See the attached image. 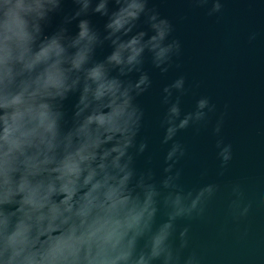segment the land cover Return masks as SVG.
Segmentation results:
<instances>
[{
	"label": "clouds",
	"instance_id": "1",
	"mask_svg": "<svg viewBox=\"0 0 264 264\" xmlns=\"http://www.w3.org/2000/svg\"><path fill=\"white\" fill-rule=\"evenodd\" d=\"M73 2L75 12L49 36L44 27L62 0H0V264H202L190 250V227L179 222L203 218L220 184L185 185L178 165L187 148L176 137L207 127L217 106L201 96L184 112L185 76L166 85L162 172L138 171L136 158L148 148L137 141L144 111L135 102L151 87L145 54L167 73L180 67L181 41L170 39L173 24L148 0ZM110 2L118 7L110 10ZM189 3L208 17L224 9V0ZM90 12L107 17L103 35L78 19ZM141 17L151 35L136 31ZM74 20L78 31L70 35L65 25ZM105 42L112 51L96 61ZM132 73L138 79H123ZM72 94L69 120L63 102ZM226 110L212 128L221 177L233 160L220 135ZM230 189L228 215L239 223L256 201L241 181Z\"/></svg>",
	"mask_w": 264,
	"mask_h": 264
},
{
	"label": "water",
	"instance_id": "2",
	"mask_svg": "<svg viewBox=\"0 0 264 264\" xmlns=\"http://www.w3.org/2000/svg\"><path fill=\"white\" fill-rule=\"evenodd\" d=\"M96 0H93V7ZM73 0H62L61 11L52 15L44 27L45 35H52L63 24L65 16L77 9ZM118 6L109 3L110 10ZM148 7L167 18L174 27L170 37L181 41V56L167 73L152 65L146 53L143 71L151 80V87L135 102L144 111L143 125L137 141L147 140L148 148L136 158L138 171L151 168L161 175L163 154L167 146L160 140L159 127L166 106L161 103L163 88L179 75L186 78L188 93L182 98V111H191L195 100L207 96L216 104L207 127L199 131L189 128L178 133L176 139L187 148V155L178 167L184 170L183 182L187 187L206 183L220 184V190L210 201L203 218L179 222L190 227V250L202 256V264H264V0H224V9L217 16L208 17L205 10L195 7L189 0H148ZM94 29L104 34L107 17L90 12L86 17ZM78 20L65 25L70 35L78 31ZM151 32L144 18L136 31ZM256 39L249 42V35ZM112 51L109 42L96 49L94 59L103 61ZM113 75H116L114 72ZM132 73L123 79H138ZM78 94L65 100L64 110L71 119ZM226 115L220 135L233 146V160L223 177L218 175L219 160L212 133L220 114ZM202 173H205L202 175ZM241 181L248 197L256 204L249 216L237 223L228 215L231 199L230 183ZM247 230V236L242 233Z\"/></svg>",
	"mask_w": 264,
	"mask_h": 264
}]
</instances>
